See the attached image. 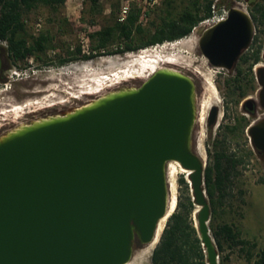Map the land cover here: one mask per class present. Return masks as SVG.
I'll use <instances>...</instances> for the list:
<instances>
[{
	"label": "water",
	"instance_id": "water-1",
	"mask_svg": "<svg viewBox=\"0 0 264 264\" xmlns=\"http://www.w3.org/2000/svg\"><path fill=\"white\" fill-rule=\"evenodd\" d=\"M254 34L251 15L233 6L202 30L199 46L212 66L232 70ZM197 98L192 76L163 67L140 86L0 136V264L130 262L167 214L172 160L191 171L195 226L208 264H221L207 163L194 150ZM219 114L212 106L208 123L217 124ZM250 136L264 150V120Z\"/></svg>",
	"mask_w": 264,
	"mask_h": 264
},
{
	"label": "rangeland",
	"instance_id": "rangeland-1",
	"mask_svg": "<svg viewBox=\"0 0 264 264\" xmlns=\"http://www.w3.org/2000/svg\"><path fill=\"white\" fill-rule=\"evenodd\" d=\"M100 1L101 6L95 13L90 3L85 0H67L57 12L40 6L30 13L27 18L29 29L34 32L49 30L60 44L57 50L48 53L51 59L48 65L30 58L27 65L22 63L15 66L4 50L5 44L0 42V136L21 124L72 111L111 90L140 86L149 71L141 76L131 72L126 76L127 74L121 72V78L117 79L119 76H116L115 72L129 68L127 66L132 63L131 60L145 51L150 50L156 59L176 56L180 62L166 66L192 76L197 83L200 98L208 91L207 79L214 81L220 94V115L217 124L210 125L207 116L205 123H196L194 131L195 138L203 137L207 165H213L220 155L227 175L223 191L217 192L218 197L221 193V197L216 211L212 210L210 227L211 223L215 229L230 224L239 232L240 238L248 239L251 243L256 242L257 248L253 250L258 251L264 244V183L261 182L264 177V157L251 148L249 124L256 116H251L245 111L243 103L245 97H257L261 86L256 77L255 65L251 64L248 58L241 59L236 65L242 70L240 76L236 66V69L232 70L212 66L200 49L199 37L204 28L214 23L212 20L222 17L230 7L236 6L248 12L255 24V40L247 53L257 46L261 53H264V16L258 8L259 5L264 6V0H214L217 4L214 15L206 19L212 23L207 22L205 25L203 21L200 22L196 26L197 30L194 28L183 38L156 44L144 51L140 49L134 52L106 54L89 60L78 59L66 64L56 63L60 55H64L67 45L73 46L71 49L81 45L86 53L91 52L94 42L89 36L90 33L110 25L116 16L120 17L123 6L127 3H135L143 8L140 21L149 26L152 21H159L161 16L168 12L177 15L186 8L194 7L196 0ZM118 3L120 12L114 9V5ZM116 44V41L110 44L109 49H115ZM130 55H134V58ZM262 63L264 64V59ZM97 75H109L107 80H103L108 83L106 82L102 89L98 82L91 80V77ZM108 77L113 81L110 82ZM237 82L241 87L233 91ZM29 101L31 104L27 103ZM259 111L262 112L263 109ZM239 120L244 123L239 132H229L227 126L236 125ZM235 156H243L245 162L232 168L230 158ZM182 177L185 179L183 174L178 177L179 202L185 200L180 196L184 197L190 192L189 186L180 183ZM194 219L196 221L195 212ZM251 243L236 245L226 236H222L223 247L219 249L221 264H252L246 258ZM145 246H135V264H152L151 256L156 246L153 249H144Z\"/></svg>",
	"mask_w": 264,
	"mask_h": 264
},
{
	"label": "trees",
	"instance_id": "trees-1",
	"mask_svg": "<svg viewBox=\"0 0 264 264\" xmlns=\"http://www.w3.org/2000/svg\"><path fill=\"white\" fill-rule=\"evenodd\" d=\"M85 1L90 3L94 13L101 6L100 0ZM66 2L67 0H0V42L5 44L4 50L15 66H20L22 63L27 65L30 58L42 61L45 65L50 64L51 59L48 53L57 50L60 44L49 30L38 32L30 30L27 18L40 6L49 7L57 12ZM216 5L214 0H196L194 7L186 8L177 15L168 12L165 16H161L159 21H152L149 26H146L140 21L143 8L132 3L124 20L116 16L110 25L90 33L89 36L94 42L91 52L86 53L81 45H77L75 49L67 45L64 55H60L56 63L66 64L74 60H89L106 54L134 52L183 38L189 35L200 22L211 18ZM258 8L264 16V6L259 5ZM114 9L120 12L119 3L114 5ZM115 41L117 42L115 49H109L110 44ZM238 74L240 76L242 70H238ZM240 87V83L237 82L233 91ZM244 93L245 91L242 94ZM243 125V121L239 120L236 125L227 126V129L237 134ZM244 162L243 156L230 158L232 168ZM226 177L222 158L218 155L213 165L209 164L205 169L206 190L213 211H216L221 197V193L218 197L217 192L223 191ZM261 182L264 183V177ZM180 183L189 186L183 177ZM180 198L185 200L178 203L176 210L169 217L160 240L152 252V264H208L205 248L195 226L196 205L192 194L189 192ZM211 228L219 249L223 247L222 236H226L236 245L251 243L248 239L240 238L239 232L230 224H224L215 229L211 223ZM254 248H257L256 242L251 243L247 251V260L252 264H264V244L256 252Z\"/></svg>",
	"mask_w": 264,
	"mask_h": 264
},
{
	"label": "bare ground",
	"instance_id": "bare-ground-1",
	"mask_svg": "<svg viewBox=\"0 0 264 264\" xmlns=\"http://www.w3.org/2000/svg\"><path fill=\"white\" fill-rule=\"evenodd\" d=\"M227 14V12L225 11V13L223 14V16H225ZM222 16V17H223ZM220 17V18H222ZM218 18V19H220ZM218 19L212 20L213 22H216ZM212 21H203L204 24H208L212 23ZM198 28H196L197 30ZM200 40V37H199ZM148 52V53H147ZM151 51H145L143 52L141 55H139L138 57H136L135 59H132V63L128 64L127 67L129 68H125V70H121L119 72H115L116 77L117 78H121L120 74L121 72L123 74H127L126 76H128V74L131 72V74H139V76L144 75L145 72L149 71L150 73L146 76L147 78L150 77L155 71H157L159 68H163V67H167L166 64H174L176 62H180L178 61L177 57H168L167 59L165 58H158L156 56H153V54L150 53ZM130 57L134 58V55H130ZM109 76V75H107ZM107 76H101V75H97L94 77H91L93 79H91L92 81H96L99 83V85L101 86V89L104 88V79L107 80ZM138 76V75H136ZM109 78V81L112 82L113 80ZM146 78V79H147ZM115 79V80H116ZM90 80V81H91ZM107 82V81H106ZM89 83V82H88ZM108 83V82H107ZM207 86H208V91L206 93V95L202 98H200V95L198 94V118H197V122L200 123H205L207 121V116H208V111L209 109H211L212 106H219L218 102L220 101V94H219V90L217 88V86L215 85L214 81L212 79H207L206 82ZM106 85V84H105ZM98 88V87H97ZM28 104H31V101L27 102ZM220 115V114H219ZM219 119V118H218ZM203 126V124H202ZM199 137V136H198ZM198 139V140H197ZM194 150L197 153V155H199V157H201V159L203 161L206 162V154H205V148L203 145V137L200 136L199 138H195L194 136ZM180 174H183L186 181L189 183V187H190V192L192 194V199H193V186H192V180H191V171L184 168L178 161H170L168 163V168H167V177H168V184H169V195H168V210H167V214L161 219L160 224H159V229H158V233H157V237L155 238V240L152 243H149L145 246L144 249H153L157 243L160 240V237L163 233V230L166 226V223L169 219V217L172 215V213L176 210L177 206H178V202H179V197H178V191H179V182H178V177ZM200 206L196 205V211L195 214L197 213L198 209ZM197 222V219H196ZM136 256V255H135ZM135 256L132 258V260L126 264H135Z\"/></svg>",
	"mask_w": 264,
	"mask_h": 264
},
{
	"label": "flooded vegetation",
	"instance_id": "flooded-vegetation-1",
	"mask_svg": "<svg viewBox=\"0 0 264 264\" xmlns=\"http://www.w3.org/2000/svg\"><path fill=\"white\" fill-rule=\"evenodd\" d=\"M255 37L252 41V43H254ZM259 46H257L256 49H252V52H249L250 47L241 55V57L239 58L238 62L241 59H247L251 61V64L255 65V70H256V77L258 79V83L260 84L261 88L259 90L258 96L257 97H245L244 98V103H243V109L245 111H247L251 116L255 115L256 118L255 120L249 124V135H250V128L254 125L257 124L261 121L264 120V100L261 99L260 97V92L264 87V84L262 83V79H264V64L262 63V59H264V53H261V51L258 49ZM250 54V55H249ZM238 62L236 65H238ZM237 67V66H236ZM236 69V68H235ZM241 70L237 67L236 69ZM252 99L253 101L251 103H247L248 99ZM263 109L262 112H260L259 110ZM251 144H252V150H254L258 155H260L261 157H264V150H261L257 147H255L253 141L251 140Z\"/></svg>",
	"mask_w": 264,
	"mask_h": 264
},
{
	"label": "built area",
	"instance_id": "built-area-1",
	"mask_svg": "<svg viewBox=\"0 0 264 264\" xmlns=\"http://www.w3.org/2000/svg\"><path fill=\"white\" fill-rule=\"evenodd\" d=\"M129 8H130V5L127 3L126 5H124L123 6V9H122V11H121V13H120V17H119V19L120 20H124L125 19V17L127 16V12H128V10H129ZM196 28V27H195ZM143 50V49H142ZM85 51V50H84Z\"/></svg>",
	"mask_w": 264,
	"mask_h": 264
},
{
	"label": "clouds",
	"instance_id": "clouds-1",
	"mask_svg": "<svg viewBox=\"0 0 264 264\" xmlns=\"http://www.w3.org/2000/svg\"><path fill=\"white\" fill-rule=\"evenodd\" d=\"M146 49H148V48H144L143 50L141 49L140 51H144V50H146Z\"/></svg>",
	"mask_w": 264,
	"mask_h": 264
}]
</instances>
